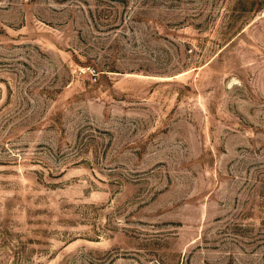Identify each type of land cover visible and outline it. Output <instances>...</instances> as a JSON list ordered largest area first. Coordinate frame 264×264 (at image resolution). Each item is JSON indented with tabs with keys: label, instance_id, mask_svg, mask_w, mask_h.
Returning <instances> with one entry per match:
<instances>
[{
	"label": "rangeland",
	"instance_id": "obj_1",
	"mask_svg": "<svg viewBox=\"0 0 264 264\" xmlns=\"http://www.w3.org/2000/svg\"><path fill=\"white\" fill-rule=\"evenodd\" d=\"M0 264H264V0H0Z\"/></svg>",
	"mask_w": 264,
	"mask_h": 264
}]
</instances>
